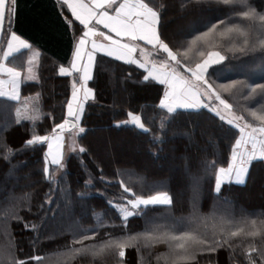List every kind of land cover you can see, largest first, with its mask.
Masks as SVG:
<instances>
[{
  "label": "snow or ice",
  "instance_id": "snow-or-ice-1",
  "mask_svg": "<svg viewBox=\"0 0 264 264\" xmlns=\"http://www.w3.org/2000/svg\"><path fill=\"white\" fill-rule=\"evenodd\" d=\"M56 4L71 32V60L67 67H58L59 76L72 77L71 97L66 100V118L54 123L49 133L40 135L36 130L37 121L42 120L44 114L41 108L34 106V102L39 101V94L22 100L20 92L24 80L35 78L32 65L39 53L34 52L28 60L27 76H22V72L15 67L6 66L5 62L10 57L15 58L23 50L31 51L32 45L13 28L18 0H0V38L6 44L0 56V77L7 78H0V98H3L0 99V107H15V124L23 126L24 121L31 123L30 138L24 141L21 149H13L6 142L0 143V153L5 162L11 164L18 151L36 150L37 146L46 145L44 178L57 191L62 190L63 176L58 180L57 173L66 168L65 134L72 141L68 145L69 152L83 154L87 151L75 138L85 132L80 121L85 104L95 100L89 81L93 80V71L97 67V54H102L142 69V82L163 86L159 103L151 106L159 110L153 117V120H159L157 132H152L142 115L149 106H142L141 114L127 111L126 119L118 122L116 127L131 125L151 137V146H157L165 143L168 125L175 121L180 109L197 113L206 110L222 122V130L231 133L234 141L227 166H219L216 160H205L202 168L205 174L212 172L215 176L213 199L223 200L229 208L217 211L214 207L209 214H202L199 208L202 177L192 176L189 169L193 191L191 211L188 216L174 217L171 212L173 198L163 186L154 185L145 192L143 177L128 170H118L116 175L120 179L117 184L121 191L106 198V203L120 220V234L106 232L97 241L101 229L116 225L106 221L102 211L97 213L94 210L92 216L95 223L92 227L86 228L75 222V226L69 229L72 240L65 250L36 254L34 250L40 240L39 230L45 223L47 212L52 211L51 207L45 209L44 205L56 203L50 188L44 204L40 205L45 215L39 224L24 221L16 205L11 206L10 212L0 210V215L22 223L25 230L36 233L32 240L33 252L21 256L22 250L6 219L0 231V235L5 237L0 241V264H72L78 258H91L89 264L96 261L99 264H109V261L111 264H129L126 260L129 249L136 250L137 264H144L142 249H152L157 244H165L168 248L166 253L156 256V260H163L164 264H212V254L220 249L227 250L230 259L240 249L246 264H264V211L241 209L237 214L233 202L223 196L226 184H246L254 162L264 163V83L250 84L238 79L218 82L224 73L215 67L223 65L226 60L250 57L262 66L261 78L264 79V8H259L253 0H183L182 9L189 4L198 7L206 5L209 11L215 7L219 14L203 19L200 27L194 29L191 38L184 43L170 46L161 31L165 4L157 7L152 0H56ZM65 9L70 16L65 15ZM96 37L107 43L98 42ZM229 98H242L250 103L241 105L238 111ZM223 125L229 127L225 129ZM7 130L8 126L0 132ZM15 171L14 166L10 167L7 175L13 176ZM126 175L128 181L123 179ZM99 180L106 187L113 186L103 174V169H100ZM132 182L140 186V191L132 190ZM92 187L94 178L89 176L85 188ZM77 196L86 198L84 192H78ZM20 201L27 202L30 211V196L21 197ZM65 201V207L71 212V200L66 196ZM56 208L59 210V203H56ZM154 209H160V214L148 218V212ZM133 217L145 220L143 230L129 232L128 224ZM200 257L207 259L201 262Z\"/></svg>",
  "mask_w": 264,
  "mask_h": 264
},
{
  "label": "trees",
  "instance_id": "trees-1",
  "mask_svg": "<svg viewBox=\"0 0 264 264\" xmlns=\"http://www.w3.org/2000/svg\"><path fill=\"white\" fill-rule=\"evenodd\" d=\"M182 2L183 0H152L157 7L161 4L167 6L162 14L161 31L170 46L184 43L186 39L191 38L194 29L200 27L203 19L219 14L215 7L209 11L206 5L198 7L189 4L186 9H182ZM253 2L259 8H264V0ZM16 19L19 32L44 50L37 67V80L22 83L20 92L21 99L39 94L38 108H41L44 115L42 120L37 121L36 130L40 135H45L51 131L54 123H60L62 118H65L70 80L67 76L58 75L56 61H63L67 57L70 48L69 33L50 0H18ZM175 25L180 27L178 33L173 31ZM3 46L4 41L1 39L0 54ZM25 59L26 53H20L8 63L22 69ZM215 67L224 73L218 82L238 79L250 84L264 83V79L261 78L262 66L258 61L253 62L250 57L226 60L223 65ZM142 72L143 70L135 65L124 64L103 55L97 56V67L89 84L95 92V100L85 104L80 121L85 132L77 138V143L87 151L83 154L77 152L65 155L66 168L63 172L57 173L58 180L63 176L61 191H57L55 186L50 185L44 178L46 146H37L36 150L29 148L18 151L13 156L11 164L5 162L0 153V210L10 212L11 206L16 205L24 221L39 224L41 217L45 215L40 205L44 204L50 188L53 201L60 205L59 210L56 203L51 206L44 205L45 209L51 207L52 211L47 212L45 223L39 230L40 240L34 250L36 254L65 250L72 240L69 229L75 226V222L86 228L92 227L95 223L92 216L94 210L97 213L102 211L105 214L103 218L116 225L114 228L101 229L100 235L96 237L97 241L103 238L106 232L116 235L121 233L120 220L106 203V198H111L121 191L117 184L120 179L116 175L118 170H128L136 176L143 177L146 184L145 192L151 186H163L173 198L171 212L174 217L188 216L191 211L190 200L193 191L189 169L192 176L202 177L199 201L202 214H209L214 207L217 211L229 208L223 200L213 199L215 176L212 172L205 174L202 168L205 160H216L219 166L226 167L230 157L234 141L231 133L222 130V122L218 118L206 110L199 113L178 110L179 115L168 125L165 143L157 146H151L149 143L151 137L131 125L116 127L118 122L126 119L127 111L132 110L141 114L142 106H149L143 110V118L153 133L158 130L159 120L158 118L153 120V117L159 110L151 106L159 103V97L163 95V86L154 82H142ZM229 102L235 104L238 111L241 105L250 103L242 98L238 100L229 98ZM15 118L14 106L0 107V129L8 126L7 131L0 132V143L6 142L13 149H21L24 141L30 138L31 123L24 121L23 126H20L15 124ZM228 127L223 125L225 129ZM104 136L109 146L107 153ZM111 140H114V145L109 143ZM13 166L16 169L15 175L8 176L9 168ZM100 169H103V174L112 181L113 186L106 187L99 180ZM89 176L94 178V187L86 189L85 181ZM123 179L128 181L129 177L126 175ZM130 186L133 191H140V186L135 182ZM263 190L264 163L254 162L246 184H226L223 196L233 202L237 214L241 209L264 211ZM78 192H84L86 198L80 199L77 196ZM25 196H30V211L29 204L20 201V198ZM66 196L71 200V212L65 207ZM160 211L154 209L148 212L147 216L148 218L158 216ZM6 219L11 224V232L15 235L19 249L22 250L20 255L32 253V240L36 233L25 230L22 223L12 221L4 215H0V231L4 228ZM144 227V219L130 218L129 232L135 233ZM3 240L5 237L0 235V241ZM167 251L165 244H157L152 249H142L144 264H164L163 260L157 261L156 256ZM90 259L78 258L72 261V264H89ZM199 259L204 262L207 257ZM126 260L129 264H137L135 249L126 252ZM211 260L212 264H246L240 249L236 250L231 259L227 250L220 249L212 254ZM95 264H99V261Z\"/></svg>",
  "mask_w": 264,
  "mask_h": 264
},
{
  "label": "crops",
  "instance_id": "crops-1",
  "mask_svg": "<svg viewBox=\"0 0 264 264\" xmlns=\"http://www.w3.org/2000/svg\"><path fill=\"white\" fill-rule=\"evenodd\" d=\"M50 1L54 4L57 13L59 14L61 20L63 21V23L65 24V26H66L67 29H68L69 39H70V48H69V51H68L67 57H66V59L63 60V61H56V65H57L58 67L61 66V65L67 67L68 64H69V61L71 60V57H72L71 32H70V30H69L67 24L65 23L64 16H62V15L60 14V8H59V6L56 4V0H50ZM65 15L70 16V13L67 12L66 9H65ZM16 16H17V13H16ZM16 16H15V21H14L13 28H14V30L17 32V34L21 36L22 39H26V40L32 45V50H31V51H29V50H23V51L21 52V53H26V59H25V63H24V66H23L22 69H20V68H18V67H16V66H12V65H10V64L8 63V61L5 62V63H6V66H9V67H15L17 70L21 71V72H22V76H27V75H28V73H27L28 63H27V62H28V60H29L30 58L33 57V53H34V52H38V53H39V57L35 59L33 65H32V69H33V71H32V75H33V77H35V78H34V79H31V80H24V82H35V81L37 80V67H38L39 59H40L41 56L44 54V50H43L39 45H37L36 43H34L33 41H31L29 38H27L25 35H23L22 33L19 32V30L17 29V25H16V24H17ZM6 27H7V25H6ZM78 27H79V26H78ZM103 31L107 32L106 29H104ZM1 39H2V38H0V41H1ZM96 39H97V41L100 42V43H107V41H104L101 37H96ZM141 43H142V42H141ZM5 49H6V44L4 43L3 50H5ZM3 50L1 51L0 56H2ZM18 54H20V53H17L15 56H17ZM98 55H102V54H97V56H98ZM11 58H13V57H10L9 60H10ZM108 58H110V57H108ZM111 59H112V58H111ZM113 60H114V59H113ZM119 62H122V61H119ZM122 63H123V62H122ZM93 73H94V71H93ZM0 78L7 79L6 77H0ZM69 80H70V84H69L70 92H69V98H68V99H70V97H71V82H72V77H69ZM91 81H92V80L89 81V84H90ZM24 82H23V83H24ZM21 85H22V84H21ZM89 87H90V85H89ZM20 89H21V88H20ZM20 91H21V90H20ZM30 97H36V96H30ZM23 99H24V98H23ZM23 99H22V100H23ZM89 101H91V100H89ZM89 101H88V102H89ZM34 106H35V107H38V102H34ZM180 110H183V109H180ZM184 111H185V110H184ZM188 111H191V110H188ZM65 118H66V109H65ZM46 151H47V147H46ZM65 154H67V153H65ZM232 184H235V183H232ZM235 185H237V184H235Z\"/></svg>",
  "mask_w": 264,
  "mask_h": 264
},
{
  "label": "rangeland",
  "instance_id": "rangeland-1",
  "mask_svg": "<svg viewBox=\"0 0 264 264\" xmlns=\"http://www.w3.org/2000/svg\"><path fill=\"white\" fill-rule=\"evenodd\" d=\"M190 28V27H189ZM173 31L175 32V33H178L179 31H180V27L179 26H174L173 27ZM137 56L139 55V53H137L136 54ZM77 138H78V136L75 138L76 139V142H77ZM72 141H71V138L68 136V134L66 133L65 134V153H72V152H69L68 151V145L71 143ZM104 142H105V149H106V153L108 152V144H107V138L104 136ZM109 143L111 144V145H114V140L112 141H109ZM264 191V190H263Z\"/></svg>",
  "mask_w": 264,
  "mask_h": 264
}]
</instances>
